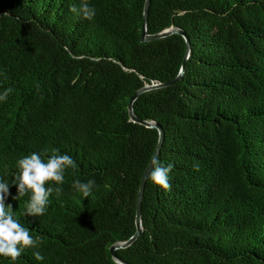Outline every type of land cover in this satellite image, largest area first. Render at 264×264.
I'll return each mask as SVG.
<instances>
[{
    "label": "trees",
    "instance_id": "16d2710c",
    "mask_svg": "<svg viewBox=\"0 0 264 264\" xmlns=\"http://www.w3.org/2000/svg\"><path fill=\"white\" fill-rule=\"evenodd\" d=\"M0 0V176L24 155L59 149L78 165L45 215L23 216L33 237L15 264H119L110 248L135 233L136 199L158 144L170 190L145 181L141 234L115 251L124 264H264V0ZM37 85L39 88L37 89ZM198 164L199 170L194 169ZM95 180L84 198L74 180ZM39 251L42 260L34 258ZM0 264H11L0 258Z\"/></svg>",
    "mask_w": 264,
    "mask_h": 264
},
{
    "label": "clouds",
    "instance_id": "9594fccd",
    "mask_svg": "<svg viewBox=\"0 0 264 264\" xmlns=\"http://www.w3.org/2000/svg\"><path fill=\"white\" fill-rule=\"evenodd\" d=\"M69 11L85 20H92L96 15L94 7L90 6L88 0H80V4H72ZM0 77L7 79L5 72H0ZM39 85H37V89ZM14 91L8 87L0 93V102H6L9 95ZM78 165L73 157L61 154L59 149H48L42 152H33L22 156L15 162L16 171L11 177V183L3 176H0V258L10 260L11 264L21 257L26 249H38L43 243V237H33L28 227L17 218L12 210V205L5 203L10 195V187L15 186L16 195L14 200L27 197L24 201L23 216L39 217L46 214L50 196L56 193L59 196L63 189L60 187L65 182V174L68 169L76 170ZM173 165H162L157 157H153L147 180L155 186L164 190H170L169 173ZM199 170L198 164L194 165ZM72 189L87 198L97 187L95 180L89 179L86 182L74 180ZM34 258L42 260L43 256L39 251H34Z\"/></svg>",
    "mask_w": 264,
    "mask_h": 264
},
{
    "label": "water",
    "instance_id": "95a60500",
    "mask_svg": "<svg viewBox=\"0 0 264 264\" xmlns=\"http://www.w3.org/2000/svg\"><path fill=\"white\" fill-rule=\"evenodd\" d=\"M149 3H150V0H145L144 8H143L142 39H141L142 42L152 41V40H156V39H162V38H165V37H167V36H169L171 34L177 33V34H180V35H182L184 37V39L186 40V43H187V47H188L187 37L184 35V32H182L181 30H178V29H168V30H165V31H163L161 33L155 34V35H147L146 34L147 12H148V8H149ZM184 64H185V62H183L178 75L174 79H172L171 81L163 83V84H153V85H149V86L147 85V86L143 87L142 89L136 91L132 95V97L130 98L128 106H127L128 115H129L130 121L134 122V123H138L140 125H143L146 128H154V129H156L157 132H158V135H159V139H158V144L156 146V149H155V151H154V153H153V155H152V157L150 159L149 164L147 165V167H146V169H145V171L143 173V176H142V179H141V182H140L139 192H138V196H137V199H136V212H135V227H136V230H135V233L128 241H126L124 243H118V244L112 246L109 249L112 258H114L119 264H124V263L117 258L116 254H115V251L118 250V249L127 248L141 234L142 230H141V220H140V208H141V197H142V193H143V188H144V184H145V181H146L147 172H148L149 166L151 164V160H152V158L154 156L158 157L160 146H161V141H162V138H163V131H162V129H161V127L159 125L154 124L152 122L142 121V120H140V119H138V118H136L134 116L133 109H132V104L139 97V95L141 93L147 92V91L152 90V89L167 87V86H170V85L178 82L181 79V77H182V75L184 73Z\"/></svg>",
    "mask_w": 264,
    "mask_h": 264
}]
</instances>
